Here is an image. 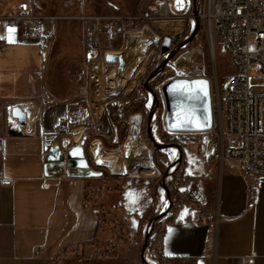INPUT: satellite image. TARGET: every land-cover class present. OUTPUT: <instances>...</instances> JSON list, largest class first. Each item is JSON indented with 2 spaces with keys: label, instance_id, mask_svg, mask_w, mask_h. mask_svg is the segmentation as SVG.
I'll list each match as a JSON object with an SVG mask.
<instances>
[{
  "label": "crops",
  "instance_id": "crops-1",
  "mask_svg": "<svg viewBox=\"0 0 264 264\" xmlns=\"http://www.w3.org/2000/svg\"><path fill=\"white\" fill-rule=\"evenodd\" d=\"M36 1L42 14L53 17L46 20L44 40L23 39L3 24L4 16L31 0H0V43L5 44L0 48V264H142L140 235L161 195L148 183H127L117 190L115 179H102L105 173L89 176L86 169L67 165V150L85 139L92 169L104 172L98 163L111 164L104 154L117 150L119 142L110 116L103 125L93 110L89 82L83 86L87 57L104 49L87 45L86 23L79 16L100 13L74 9V0ZM77 1L83 6V0ZM109 1L117 9L102 13H138V0H127L128 8ZM171 7L178 14L169 22H181V16L194 11L191 0H171ZM14 107L26 113L20 132H11ZM137 116L132 117L135 125ZM62 117L68 119L64 132L57 129ZM55 146L64 154L63 163L49 159L48 149ZM186 167V190H179L177 208L163 217L152 248L157 261L264 264V177H245L233 164L220 166L203 154ZM109 168L115 172L114 165ZM92 188L100 189L97 205L113 225H102L99 210L86 206ZM121 229L126 240L106 254Z\"/></svg>",
  "mask_w": 264,
  "mask_h": 264
},
{
  "label": "rangeland",
  "instance_id": "rangeland-1",
  "mask_svg": "<svg viewBox=\"0 0 264 264\" xmlns=\"http://www.w3.org/2000/svg\"><path fill=\"white\" fill-rule=\"evenodd\" d=\"M117 1L124 7L127 4V0ZM138 1V13L132 16H144L141 20L134 21L130 26H115L114 22L107 21L108 24L94 47L101 46L104 53L111 50L114 52L107 55V61L99 74V84L91 85L89 90L92 108L104 123L103 125H105L104 117L110 116L111 119L112 115L120 117L119 124H115L113 119L112 121L117 127L118 136L124 135V141L115 144L117 150H107L104 154L116 167L115 172L111 171L109 168L111 164L107 161L109 166L106 162L98 164L103 167L104 173H107L110 179H115L112 182L114 187L117 186V190L127 183H148L155 188L157 196L159 193L161 197L158 198L160 201L158 210L152 213L150 220L163 211L165 214L169 211L170 201L164 185L169 188L173 204L175 203L180 194V188L186 183L188 160L201 156V150L204 149L211 135L209 131L171 132L166 130L162 84L173 77L205 76L213 85L217 82L219 87H222L225 78L235 71V67L229 53L222 47L219 40L213 38L214 45H212L211 38L201 26L194 39L182 47L165 69L150 81V86L156 92L157 99H155L152 92L146 89L144 82L167 55L161 50L163 40L165 37L173 39L178 35L181 40L189 37L196 26V20L194 18L193 29V20L181 18V22H169L159 15L157 0ZM174 1L172 0V4ZM186 1L189 4V0ZM78 2L74 0V9L83 8L92 12L96 10L103 15L110 14L102 13L104 9H117L109 0H94V3L92 0H83L81 2L83 6H80ZM115 14L122 15L116 11ZM174 14L178 13L174 12ZM182 28L183 32L180 34ZM91 54L94 55L95 52L92 51ZM87 82L89 80L85 79L83 86ZM136 112L139 113V117L137 116L135 125L132 123V117ZM150 114H152V130L156 141L160 144L176 142L182 148V154L177 147L159 149L154 145L148 134ZM109 131L106 129V132ZM107 144L110 145V143ZM168 169L170 171L164 178V173ZM162 219L152 224L148 222L140 235L138 253L142 264L141 254L146 233L149 236L145 251L146 260L150 264H162L157 261L156 254L152 250L161 230ZM121 222L118 219V223ZM124 233L125 231L121 229L116 238L126 237Z\"/></svg>",
  "mask_w": 264,
  "mask_h": 264
},
{
  "label": "built area",
  "instance_id": "built-area-1",
  "mask_svg": "<svg viewBox=\"0 0 264 264\" xmlns=\"http://www.w3.org/2000/svg\"><path fill=\"white\" fill-rule=\"evenodd\" d=\"M156 5L164 20L176 17L171 0H157ZM194 8L204 32L219 40L236 68L222 87L211 83L214 127L201 153L208 162L215 161L220 166L231 163L243 176L258 180L264 177V0H191V9ZM79 17L86 23L85 41L93 48L108 22L130 26L144 16L84 13ZM181 18L193 20L194 28V13ZM52 19L40 12L36 0H31L4 16L3 24L17 29L23 39L44 40L46 20ZM182 32L183 28L179 33ZM4 45L0 43V48ZM106 61L102 52L87 57L90 86L99 84ZM85 92L86 89L82 91ZM67 123L66 117L60 118L58 131H66ZM250 195L255 198L256 191Z\"/></svg>",
  "mask_w": 264,
  "mask_h": 264
},
{
  "label": "water",
  "instance_id": "water-1",
  "mask_svg": "<svg viewBox=\"0 0 264 264\" xmlns=\"http://www.w3.org/2000/svg\"><path fill=\"white\" fill-rule=\"evenodd\" d=\"M194 16L196 20V26L191 32L190 36L181 40L180 35L175 38L165 37L161 44V50L166 53V57L161 64L153 70L147 77L144 85L147 90L152 92L154 98L157 99L156 92L150 86V81L156 77L169 61L176 55V53L190 41L194 39L196 34L199 32L201 23L198 18V11L194 8ZM172 44H175L172 47ZM107 60V57H106ZM161 92L165 102V113L164 122L167 131L171 132H206L210 131L214 127V110L212 101V86L211 81L208 77L197 76V77H173L165 81L161 86ZM10 122L12 123L11 132L15 129L20 132L19 124L26 123V113L21 107H14L10 112ZM148 134L154 145L159 149L167 147H177L182 154V148L176 142L160 144L156 141L152 130V114L148 118ZM48 156L51 161L63 163L64 154L60 146L49 147ZM67 165L72 167H79L86 169V174L89 176L99 177L104 174L102 170H93L88 158L86 149V140H82L81 143L71 146L67 150ZM170 169L164 173V178L168 175ZM163 178V180H164ZM168 198L170 201L169 209L173 204V200L170 196L169 188L164 185ZM185 187H181L180 191H185ZM165 212H161L154 218L150 219V224L163 218ZM149 236L146 233V238L142 247L141 260L143 264H150L145 258V251L148 247ZM199 264H204L203 260H200Z\"/></svg>",
  "mask_w": 264,
  "mask_h": 264
},
{
  "label": "trees",
  "instance_id": "trees-1",
  "mask_svg": "<svg viewBox=\"0 0 264 264\" xmlns=\"http://www.w3.org/2000/svg\"><path fill=\"white\" fill-rule=\"evenodd\" d=\"M112 119H113L115 124H119L120 117H116V116L112 115ZM124 132H125V129H124ZM122 141H124V135H120L119 136V143L122 142ZM110 145L114 146V144H111V143H110ZM102 179L109 180L110 177H109V175L107 173H105ZM99 192H100V189H97V188H92L90 191H88L86 193V197H85V204H86L87 207L96 208V209L99 210L100 218L102 220V225L103 224L104 225H111V224L114 223V220L109 219L106 215H102L101 214L102 209L97 205V196H98ZM177 205H178V200H176L175 203L172 204V206H171V208L169 210L176 209ZM124 234H126V232ZM125 240H126L125 236L123 238H121V237L120 238H116L113 242H111L109 244V248L110 249L108 248L106 250V254H110L111 252L115 253L117 251L118 247H119V244L121 242L125 241Z\"/></svg>",
  "mask_w": 264,
  "mask_h": 264
},
{
  "label": "snow or ice",
  "instance_id": "snow-or-ice-1",
  "mask_svg": "<svg viewBox=\"0 0 264 264\" xmlns=\"http://www.w3.org/2000/svg\"><path fill=\"white\" fill-rule=\"evenodd\" d=\"M8 31L11 33V32L14 31V29L9 28ZM3 38H4V37H0V39H3ZM10 42H11V40H10Z\"/></svg>",
  "mask_w": 264,
  "mask_h": 264
},
{
  "label": "bare ground",
  "instance_id": "bare-ground-1",
  "mask_svg": "<svg viewBox=\"0 0 264 264\" xmlns=\"http://www.w3.org/2000/svg\"><path fill=\"white\" fill-rule=\"evenodd\" d=\"M211 35V34H210ZM211 38V42H212V45H214V39H213V36H210ZM79 134V133H78Z\"/></svg>",
  "mask_w": 264,
  "mask_h": 264
},
{
  "label": "flooded vegetation",
  "instance_id": "flooded-vegetation-1",
  "mask_svg": "<svg viewBox=\"0 0 264 264\" xmlns=\"http://www.w3.org/2000/svg\"><path fill=\"white\" fill-rule=\"evenodd\" d=\"M175 46V44H172V47H174Z\"/></svg>",
  "mask_w": 264,
  "mask_h": 264
}]
</instances>
